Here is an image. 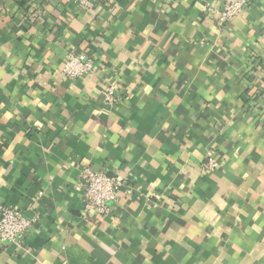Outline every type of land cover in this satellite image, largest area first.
Listing matches in <instances>:
<instances>
[{
  "label": "crops",
  "instance_id": "0c3cea01",
  "mask_svg": "<svg viewBox=\"0 0 264 264\" xmlns=\"http://www.w3.org/2000/svg\"><path fill=\"white\" fill-rule=\"evenodd\" d=\"M223 1L0 0V208L32 223L0 264H264V0ZM85 168L124 182L106 217Z\"/></svg>",
  "mask_w": 264,
  "mask_h": 264
},
{
  "label": "built area",
  "instance_id": "2783aa9c",
  "mask_svg": "<svg viewBox=\"0 0 264 264\" xmlns=\"http://www.w3.org/2000/svg\"><path fill=\"white\" fill-rule=\"evenodd\" d=\"M80 8H89L98 0H72ZM250 0H224L221 6L208 5L207 11L219 25H225L238 16L249 5ZM95 65L90 56L69 55L62 74L68 78H80L92 75ZM112 90L107 92V101H112ZM216 164L211 160L205 168L213 170ZM82 185L84 196V216L96 212L106 217L111 213V204L118 200V192L124 186L120 178L109 177L105 173H95L89 168L83 170ZM32 223L12 206L0 208V242L19 244L25 238Z\"/></svg>",
  "mask_w": 264,
  "mask_h": 264
}]
</instances>
